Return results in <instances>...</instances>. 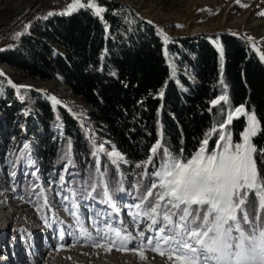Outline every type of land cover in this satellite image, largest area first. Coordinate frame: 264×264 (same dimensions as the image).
Instances as JSON below:
<instances>
[{"label": "trees", "instance_id": "16d2710c", "mask_svg": "<svg viewBox=\"0 0 264 264\" xmlns=\"http://www.w3.org/2000/svg\"><path fill=\"white\" fill-rule=\"evenodd\" d=\"M97 1L104 9L100 16L84 6L69 15L37 18L13 45L0 49L1 65L23 78L63 85L78 97L87 108L88 130L49 96L34 88L15 89L0 75V140L7 127L21 125L16 116L26 111L31 125L24 130L42 183L63 174L75 188L82 180L92 185L96 199L105 189L114 199H145L165 150L179 159L204 146L213 150L222 124L233 142H241L245 119L229 123L227 118L242 106L259 122L253 157L264 175V59L259 50L226 32L165 43L130 7ZM173 55L190 75L173 68ZM23 142L6 138L0 150L8 144L21 159ZM3 181L0 190L6 188ZM24 190L31 194L28 182ZM244 208L250 216L260 211L258 200L255 208L248 202Z\"/></svg>", "mask_w": 264, "mask_h": 264}, {"label": "rangeland", "instance_id": "374dc122", "mask_svg": "<svg viewBox=\"0 0 264 264\" xmlns=\"http://www.w3.org/2000/svg\"><path fill=\"white\" fill-rule=\"evenodd\" d=\"M29 1L0 0V19L14 13ZM107 1L118 2L130 7L137 16L150 22L154 26L155 31H160V33L156 32V34L161 40H164L163 36L167 37V41H171L174 39L210 36L215 33L226 32L241 36L249 45L258 49L261 55L264 56V15H261V13H264V0ZM89 2H94L95 8H103L97 0H79V3L84 6H87ZM76 3L77 0H35L30 8L0 24V49L13 45L18 37L27 31L33 20L46 17L49 13H66L69 11V7ZM80 8H76L69 14L76 12ZM95 8H91L94 13ZM161 33H163V36ZM164 55L168 58L167 50H164ZM171 63L177 72L182 71L187 75L191 74L188 68L180 65L176 55L172 56ZM0 73L7 78L15 89L19 86L34 88L49 96L52 100L55 99L56 102L66 107L74 117L77 119L79 117L81 125L85 129L88 128L85 117L86 106L65 86L52 82L44 83L23 78L11 68L1 64ZM19 99L21 98L19 97ZM244 110L245 113L242 114L236 113L234 109L228 113V117L229 114H232L233 119L243 117L247 127V114L251 112H248L245 108ZM16 119L21 125L19 127H7L1 135L3 137L1 138L2 140H0L3 144L5 143V139L9 138L12 144H16V137H20L24 139L20 149L26 150L21 159L18 158L14 147L11 149L12 147H9L8 144L0 150V181L4 180V185H6V188L0 190V264H178L175 256L169 253L167 245L163 241L161 242V246L156 250H153V245H148L146 242L143 247H136V242L141 240L137 235L139 231L143 230L145 237L150 235L155 236L156 229L165 223L163 221V213L167 211L164 207L166 201L161 202L162 206L158 209L155 217L158 223L153 225L152 230L149 231L148 226L152 225V219L145 216L144 213L148 210L147 205L149 203L155 204L157 195L152 196V201H145L146 199L144 198H132L130 196L129 198L117 197L114 199L105 189L101 194L100 200L106 198V192L110 195L112 199L110 204H108H112L108 213L110 217L97 213L96 217L90 220V213L92 215L93 210L97 212L100 209L98 204L91 202V198L94 197V187L82 180L78 182L79 184H76L75 188L71 181L63 174L59 177L56 176L55 181L50 178L46 180V183H42L38 176H36L38 166L36 168L25 167V165L32 166L38 163V160L31 152V138L24 130L25 126L31 125L28 114L26 111H21L17 114ZM223 130L224 132L221 135L227 136L230 134L224 128ZM258 131L259 127L256 134ZM61 135L63 137L66 136L62 131ZM102 143L106 148H112V144L109 141L103 140ZM223 143V141H220V144ZM202 148L206 149V151H211L207 149V146ZM214 148L213 150H219L217 142ZM109 152L115 154L112 150ZM119 158L121 159L120 155ZM97 171H99L98 165ZM99 172L101 173V171ZM61 177L64 178L63 182H61ZM26 182H28L29 191L32 195L27 194L24 190ZM153 183L157 185L160 183L159 178L154 174L151 176V185ZM16 185H19V187H16ZM151 190L154 193L163 191L159 187ZM89 193H91V196H89ZM64 197H67L68 200L64 199ZM63 202L68 205H63ZM136 204H140L141 207H134ZM53 207L56 210L52 209ZM73 213L78 217L76 221L81 226L80 229L73 233L68 230L63 232L58 231L64 223L67 224L70 222V219H74L75 215ZM135 213H139V215H136L134 218ZM11 214L18 217L25 216V220H13L9 228V225H6L7 222H4L2 217L4 215L10 216ZM113 214L117 215L114 219H112ZM59 215L69 220L63 221ZM44 218L47 220L51 231V235L48 236L50 237L49 244L53 249L52 251L55 252L51 259H48L49 256L46 254L43 243H40V248L45 254L39 256V259L33 257L35 252L33 247L34 240H30L29 238L33 232L32 230L37 228V224L40 220H45ZM113 220H115V223L112 224L113 227L118 230L127 229V234L135 237V241H131L125 246L129 250H117L116 247L106 250L110 247L107 241L116 238L115 232L98 234L94 222L99 227H103L105 222L112 223L111 221ZM19 223H22V225H19ZM81 228L86 230V234H82ZM124 234L122 232V235ZM35 235L39 236L40 233L37 231ZM101 236H103L104 246H94L93 241L99 240ZM28 255L29 258H27ZM170 255H172L171 259H169Z\"/></svg>", "mask_w": 264, "mask_h": 264}, {"label": "snow or ice", "instance_id": "6c2138e0", "mask_svg": "<svg viewBox=\"0 0 264 264\" xmlns=\"http://www.w3.org/2000/svg\"><path fill=\"white\" fill-rule=\"evenodd\" d=\"M78 7H84L79 0L63 14H69ZM87 7L95 8V3L89 2ZM103 11V8H95V15L100 16ZM163 39L167 43V37L163 36ZM53 102L56 103L55 99ZM235 112L244 114L245 110L241 106ZM232 119V114H229L228 122ZM224 127L222 124L221 128ZM258 127L259 122L253 112L247 114V127L241 134L242 142H233L230 134L220 135L217 141L219 150L206 151L201 148L186 159H179L165 150L162 162L154 173L160 183L151 185V189L159 187L163 191L154 193L150 189L147 192V197L157 195V201L154 205L149 203L144 213L152 219V225L148 226L151 231L152 226L158 223L155 217L162 206L161 202L166 201L164 207L167 211L163 213L165 223L156 229L155 236L145 237L144 231H139L137 235L141 240L136 242V247H143L146 242L156 250L163 241L178 264H264V175L257 171L253 157L257 150L251 142ZM220 141L224 143L220 144ZM207 142V139L203 141L205 145ZM157 147L152 148L153 154ZM115 155L119 158L118 153ZM148 162H152L151 157ZM60 179L63 182L64 178ZM250 196L256 199H250ZM105 197V202L110 203L107 192ZM257 200L260 211L250 216L242 206L248 202L255 208ZM134 207L140 208L141 205ZM238 212L242 215L238 216ZM136 215L139 213H135L134 218ZM94 226L98 234L115 232L116 238L107 241L110 247L106 250L111 247L129 250L125 246L135 241L134 236L127 234V229L118 230L111 223L105 222L103 227H99L94 222ZM81 231L86 234L83 228ZM122 232L125 234L122 235ZM93 244L96 247L104 246L103 236L94 240ZM171 258L172 255L169 256Z\"/></svg>", "mask_w": 264, "mask_h": 264}, {"label": "bare ground", "instance_id": "6f19581e", "mask_svg": "<svg viewBox=\"0 0 264 264\" xmlns=\"http://www.w3.org/2000/svg\"><path fill=\"white\" fill-rule=\"evenodd\" d=\"M67 201V200H66ZM65 203H67V202H65ZM65 203H63V205H68V204H65ZM61 206V205H60ZM15 214V213H14ZM14 214H11L10 216H8V215H4L3 217H2V220L4 221V222H7V224L6 225H9V228H10V223H12V221L13 220H16V221H24L25 220V216H17V215H14ZM5 225V226H6ZM19 225H22V223H19ZM4 226V228H6ZM8 227V226H7ZM63 227H66V223H64L63 224ZM6 230V229H5ZM39 233H40V231L39 230H37ZM37 231H35V232H37ZM49 233H51V231H50V229H49ZM40 237L41 236V233H40V235L39 236H37V235H35V234H31V237L32 238H34V237ZM35 249H36V251H37V259H39V256H41V255H43V254H45V253H43L42 252V249L40 248V247H38V246H33ZM53 249L51 248V251H52ZM57 251V250H56ZM16 252V251H15ZM53 253H55L54 251H52ZM40 253H42V254H40ZM53 253H52V255H53ZM50 256L48 259H51V257H53V256ZM36 263V262H35Z\"/></svg>", "mask_w": 264, "mask_h": 264}, {"label": "water", "instance_id": "95a60500", "mask_svg": "<svg viewBox=\"0 0 264 264\" xmlns=\"http://www.w3.org/2000/svg\"><path fill=\"white\" fill-rule=\"evenodd\" d=\"M35 0H30L25 6L21 7L20 9H18L17 11H15L14 13L8 15V16H5L3 18L0 19V24L3 23V22H6L7 20H9L10 18L14 17L15 15L23 12L24 10L28 9L31 7V5L33 4ZM141 18V17H140ZM157 33H160L159 30H156Z\"/></svg>", "mask_w": 264, "mask_h": 264}]
</instances>
